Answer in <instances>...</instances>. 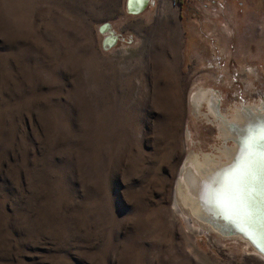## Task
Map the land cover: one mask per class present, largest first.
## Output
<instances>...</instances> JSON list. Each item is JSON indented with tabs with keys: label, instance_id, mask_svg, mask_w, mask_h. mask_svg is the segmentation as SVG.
<instances>
[{
	"label": "rangeland",
	"instance_id": "rangeland-1",
	"mask_svg": "<svg viewBox=\"0 0 264 264\" xmlns=\"http://www.w3.org/2000/svg\"><path fill=\"white\" fill-rule=\"evenodd\" d=\"M154 1L0 0V264H264L175 208L192 91L264 104V0Z\"/></svg>",
	"mask_w": 264,
	"mask_h": 264
},
{
	"label": "bare ground",
	"instance_id": "bare-ground-1",
	"mask_svg": "<svg viewBox=\"0 0 264 264\" xmlns=\"http://www.w3.org/2000/svg\"><path fill=\"white\" fill-rule=\"evenodd\" d=\"M129 2L130 10L138 5V12L146 5V0ZM109 27L104 28V37H110L109 43L114 46L116 41L113 43L112 35L115 33H111ZM205 87L198 86L192 91L191 111L199 120L197 113L207 108V116L216 125L220 143L212 146L209 155L188 154L181 188L176 189L175 208L180 209L181 204L186 209L192 208L198 225L203 224L201 218L211 223L206 224L210 230L224 236H245L264 252V168L260 166L258 146L249 143L250 137L254 138L258 130L264 128V106L249 104L224 112L222 99L220 104L217 96L215 98ZM191 132L187 129L185 138L187 135L192 140Z\"/></svg>",
	"mask_w": 264,
	"mask_h": 264
},
{
	"label": "flooded vegetation",
	"instance_id": "flooded-vegetation-1",
	"mask_svg": "<svg viewBox=\"0 0 264 264\" xmlns=\"http://www.w3.org/2000/svg\"><path fill=\"white\" fill-rule=\"evenodd\" d=\"M205 90H208L207 92H210V94H211V92H212V94L215 96V98H216V96H217V99H218V101H219V103L221 104V102H220V100L222 99L216 92H215V90L213 91V89H205ZM211 90V91H210ZM192 94V93H191ZM216 94V95H215ZM189 103H190V105H191V95H190V98H189ZM244 104V105H243ZM253 105V104H261V105H263L264 106V104L262 103V102H255V103H245V102H240V103H237L236 105H234V106H231L229 109H231V108H234V109H236V108H239V107H245V106H248V105ZM238 105V106H237ZM241 105V106H240ZM201 111H200V113H202V114H200L199 112L197 113L198 114V116H199V119H208V120H210L209 118H208V116H207V108H204V110H203V108H201L200 109ZM199 111V110H198ZM201 115V116H200ZM204 116H205V118H204ZM207 116V117H206ZM208 120H205L206 122L208 121ZM207 124L208 125H210V126H212V127H216V125L214 126V123H212L211 122V120H210V122L208 121L207 122ZM217 129V128H216ZM218 131V130H217ZM191 152V153H190ZM194 153V155H202V156H205V155H209L211 152H201V150H199V151H189L188 153H187V155L185 156V158H184V160H183V162H182V165H181V169H180V171H179V175H178V179H177V185H176V189L178 188V186L181 188V185H182V181H183V175H184V172H185V170H186V165L188 164V159H187V156H188V154L190 155V156H193L192 154ZM198 152V153H197ZM200 153V154H199ZM206 153V154H205ZM189 156V157H190ZM187 159V160H186ZM260 166H261V164H260ZM180 202H182L180 199H179V203ZM181 204V203H180ZM181 206H182V208L184 209V210H186V211H188L190 214H188V218H190V220H192V221H195V222H197L196 221V213H194L195 211H193V209L192 208H188V209H186L185 207H184V205L183 204H181ZM187 207V206H186ZM195 215V216H194ZM197 219H198V217H197ZM200 219V221L201 222H203V224H201L203 227H204V225L206 226V227H208L207 225L209 224V222H205V221H203V219H201V218H199ZM198 223V222H197ZM208 223V224H207ZM207 224V225H206ZM211 224V223H210ZM209 224V225H210ZM213 227V226H212ZM205 228V227H204ZM214 229V228H213ZM209 230V229H208ZM217 234H220V235H222V236H224L223 234H221V233H219V232H217ZM224 237H230V238H238V239H242L243 241H245V242H247V243H249L254 249H255V251L259 254V256L261 257V258H263V260H264V252L261 250V249H259L254 243H253V241L251 240V239H249V238H246L245 236H242V235H228V236H224ZM245 238V239H244ZM258 248V249H257Z\"/></svg>",
	"mask_w": 264,
	"mask_h": 264
},
{
	"label": "water",
	"instance_id": "water-1",
	"mask_svg": "<svg viewBox=\"0 0 264 264\" xmlns=\"http://www.w3.org/2000/svg\"><path fill=\"white\" fill-rule=\"evenodd\" d=\"M130 0H126V10H127V13L130 14V15H135V16H138V15H141L143 14L150 6H153L155 4V1L154 0H146V5H144L142 7V9L138 12L137 9H138V5H135L134 7H131L132 9L130 10L129 9V6H130ZM107 25H110V23H107L105 25L102 26L101 28V32L103 34L104 33V28L107 26ZM111 26V25H110ZM112 27V26H111ZM111 33H115L113 30ZM113 38H115L116 42H115V45L114 46H111L109 41H110V37H106L104 42H103V48L105 50H108V49H111V48H114L117 44H118V41L120 39V37L115 33L114 35H112ZM108 40V42H107Z\"/></svg>",
	"mask_w": 264,
	"mask_h": 264
},
{
	"label": "snow or ice",
	"instance_id": "snow-or-ice-1",
	"mask_svg": "<svg viewBox=\"0 0 264 264\" xmlns=\"http://www.w3.org/2000/svg\"><path fill=\"white\" fill-rule=\"evenodd\" d=\"M249 143H254L258 146V156L261 167L264 168V128L258 130L257 135L253 138L250 137Z\"/></svg>",
	"mask_w": 264,
	"mask_h": 264
},
{
	"label": "crops",
	"instance_id": "crops-1",
	"mask_svg": "<svg viewBox=\"0 0 264 264\" xmlns=\"http://www.w3.org/2000/svg\"><path fill=\"white\" fill-rule=\"evenodd\" d=\"M155 5H156V3L153 5V7H154ZM175 16H176V15H175ZM110 25H111L112 27H111ZM110 25H109V26H110L111 28H110V27H109V28L111 29V31L113 30V31L118 35V32L115 30V28L113 27V25H112V24H110ZM109 28H108V29H109ZM108 34H110V33H108ZM101 35H103V37L105 36V34H103V33H101ZM118 36H119V35H118ZM105 38H106V37H104V38L102 39L103 42H104ZM126 39H127V38H126ZM132 39H133V37H131V38L129 37V38H128V42H129V44L132 43V41H133ZM111 40H112V39H111ZM115 41H116V40L113 39V43H114ZM107 42H108V41H107ZM113 43H112V45H113ZM118 44H119V43H118ZM118 44H117L116 46H118ZM110 45H111V44H110ZM116 46H115V47H116ZM112 49H113V48L108 49V50H105V49L103 48V50H104L105 52H110V50H112Z\"/></svg>",
	"mask_w": 264,
	"mask_h": 264
},
{
	"label": "trees",
	"instance_id": "trees-1",
	"mask_svg": "<svg viewBox=\"0 0 264 264\" xmlns=\"http://www.w3.org/2000/svg\"><path fill=\"white\" fill-rule=\"evenodd\" d=\"M183 8V7H182ZM184 17V14H182V18Z\"/></svg>",
	"mask_w": 264,
	"mask_h": 264
}]
</instances>
